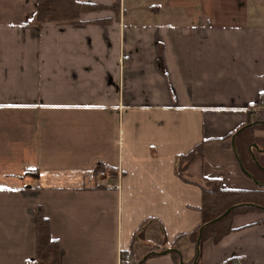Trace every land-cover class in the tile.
Listing matches in <instances>:
<instances>
[{"label":"crops","instance_id":"0c3cea01","mask_svg":"<svg viewBox=\"0 0 264 264\" xmlns=\"http://www.w3.org/2000/svg\"><path fill=\"white\" fill-rule=\"evenodd\" d=\"M79 1L104 8L38 25L0 0V264L36 258L40 210L61 264H193L206 179L259 188L232 138L264 98V0ZM232 225L196 264H264V213Z\"/></svg>","mask_w":264,"mask_h":264},{"label":"trees","instance_id":"16d2710c","mask_svg":"<svg viewBox=\"0 0 264 264\" xmlns=\"http://www.w3.org/2000/svg\"><path fill=\"white\" fill-rule=\"evenodd\" d=\"M115 1L112 9L118 13L120 0ZM103 8L104 7L99 4L81 2L79 0H38L34 22L38 25H42L46 22L77 24L82 22L81 18L84 14L98 11L100 9L102 10ZM263 121L264 113H259L255 116L252 122H248V125L252 123L255 124L244 129L236 137V149L239 158L244 167L260 182H264V177H261L264 176V170L260 169L252 159L249 147L253 143H257L260 148H264V145L251 138L248 141L249 147L247 152L249 155L247 156L245 153L246 150H243L240 141L246 134H251L257 130H264ZM255 137L257 136L255 135ZM258 138L262 140L264 139V137L259 136ZM204 147L205 142L196 146L190 153L181 156L180 167L178 170L180 175L184 173L186 165L196 156L203 155ZM254 151L260 164L264 166V153H259L255 149ZM253 167H255V169ZM103 170L105 169L100 166L98 168V173ZM213 183L214 186L212 187ZM259 188L260 189L257 190L224 189L216 180L206 179V186H202V206L200 208L203 216V223L189 234L190 239L197 245L199 256L201 246L206 240L212 238L215 242H219L226 235L236 230L232 225V219L235 215L247 212L264 213V210L253 205L239 206L222 220L205 226L201 243L198 246L200 229L205 224L223 215L229 208L243 204H254L264 207V186H259ZM174 254L178 256L179 253L175 252ZM27 264H61L60 244L57 240L52 238L49 219L44 216L42 210L39 211L37 221V256L33 261L28 262Z\"/></svg>","mask_w":264,"mask_h":264},{"label":"water","instance_id":"95a60500","mask_svg":"<svg viewBox=\"0 0 264 264\" xmlns=\"http://www.w3.org/2000/svg\"><path fill=\"white\" fill-rule=\"evenodd\" d=\"M262 123H264V121H263ZM254 124H255V123H252V124H249V125H247V126H244V127H242L241 129H239V130L234 134V136H233V138H232V141H233V148H234V149H236L235 140H236L237 135H238L240 132H242L244 129H246L247 127H250V126H252V125H254ZM254 149H255L257 152H259V153H264V148H260V146H259L257 143H253V144H251L250 147H249V151H250V153H251L252 159L254 160V162L256 163V165H257L260 169L264 170V166H262V165L260 164L259 160L257 159V157H256V153H255ZM239 162H240V166H241L242 171H243V172H244L249 178H251V179L254 181V183H255L256 185H258V186H264V182H260V181L256 180V178L254 177V175L244 167V165H243V163H242V161H241L240 158H239ZM244 205H253V206H256V207H258V208L264 210V207H263V206L254 205V204H243V205L233 206V207L229 208V209H228L223 215H221L220 217H218V218H216V219L210 221L209 223L205 224V225L200 229L199 239H198V246H199L200 243H201L202 234H203V229H204L205 226H207V225H211V224H214V223H216V222L222 220L223 218H225L226 216H228V215H229L234 209H236V208L239 207V206H244ZM175 252L178 253V250L175 249V248H172V249H166V250H163V251L158 252V253H155V252H154L153 254L167 255V254L175 253ZM198 257H199V252H198L197 257H196V260H195V262H194L193 264H196V263H197ZM144 260H146V258H144L143 261L140 262V264H143ZM180 264H185L184 261H183L182 259H181V261H180Z\"/></svg>","mask_w":264,"mask_h":264},{"label":"built area","instance_id":"2783aa9c","mask_svg":"<svg viewBox=\"0 0 264 264\" xmlns=\"http://www.w3.org/2000/svg\"><path fill=\"white\" fill-rule=\"evenodd\" d=\"M254 110L257 114L264 113V98L259 100ZM115 179L116 181L112 182L110 179V174L106 170H103L90 177V180L97 185H103L108 189H119L122 180V172L120 170L118 171V175ZM121 258L122 261L128 260L130 259V255L128 253H122Z\"/></svg>","mask_w":264,"mask_h":264},{"label":"rangeland","instance_id":"374dc122","mask_svg":"<svg viewBox=\"0 0 264 264\" xmlns=\"http://www.w3.org/2000/svg\"><path fill=\"white\" fill-rule=\"evenodd\" d=\"M258 132H263L264 133V130H257V131H255V132H252L251 134H246V135H244L243 136V138L241 139V146H242V148H243V150L245 149L246 151H245V153L247 154V156L249 155L248 154V141L252 138V139H254V140H257V141H259V142H261V144H263L264 145V139L262 140V139H259L258 138V136H257V133ZM255 135L257 136V137H255ZM259 137H261V136H259ZM254 169H255V167H253ZM260 175V174H259ZM261 177H264V176H261ZM214 186V183L212 184V187ZM257 189H260V188H257ZM256 189V190H257ZM261 214V213H260Z\"/></svg>","mask_w":264,"mask_h":264}]
</instances>
